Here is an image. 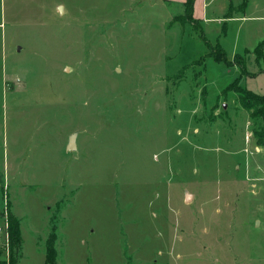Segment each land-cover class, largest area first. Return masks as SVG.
<instances>
[{
    "label": "rangeland",
    "instance_id": "rangeland-1",
    "mask_svg": "<svg viewBox=\"0 0 264 264\" xmlns=\"http://www.w3.org/2000/svg\"><path fill=\"white\" fill-rule=\"evenodd\" d=\"M177 1L0 0V264H264V20Z\"/></svg>",
    "mask_w": 264,
    "mask_h": 264
},
{
    "label": "trees",
    "instance_id": "trees-1",
    "mask_svg": "<svg viewBox=\"0 0 264 264\" xmlns=\"http://www.w3.org/2000/svg\"><path fill=\"white\" fill-rule=\"evenodd\" d=\"M194 1L195 0H187L185 2L187 9L189 12L193 14V6H194ZM218 50L220 51V55L216 52V49L212 51L213 56H215V59L217 60H227V55L225 54L224 49L221 47L220 44L217 45ZM256 54L258 57L261 58V55L264 51V40L261 42L257 48H256ZM238 101L242 104V106L249 110L254 109L255 111L251 113L253 116H259L260 114H256L257 112H260L264 114L263 110H259V105L264 108V95L257 94L250 89H239L238 90ZM259 144L264 145V137L260 136L259 138ZM9 231H10V239H9V246L11 252H13L15 249H20V243L22 239L21 235V230H20V222L17 220L15 215L12 213H9ZM52 232L50 233L46 245H47V254H46V264H56L57 263V251L55 248V242L57 240V233L55 227H52ZM10 264H18L16 263L15 259L13 256L10 257L9 259ZM1 263V262H0Z\"/></svg>",
    "mask_w": 264,
    "mask_h": 264
},
{
    "label": "crops",
    "instance_id": "crops-1",
    "mask_svg": "<svg viewBox=\"0 0 264 264\" xmlns=\"http://www.w3.org/2000/svg\"><path fill=\"white\" fill-rule=\"evenodd\" d=\"M174 1H176V0H174ZM186 1L187 0H179L177 2H179L181 4H185ZM225 1H226V3L224 1H222V3H219L220 4V7L222 6L221 7L222 10H221L220 14L217 15V16H223V17H217V18L218 19H221V20H224L225 23H227L228 21L231 22V21H234V20H242V21L243 20H246L247 21V19H249V20H255V21H259V20L262 21V20H264V4H262V6H261L258 3H250V5L248 6L250 8V10L248 11V13H247L248 15H247L246 12H247V9H248L247 8V5L249 3L248 0H236V3L234 2V0H225ZM210 3H212V0L211 1H209V0H195L194 1L193 16H194V19L195 20L198 21V20L204 18V8H205V6H208ZM197 7H198L199 11L201 9H203L202 10L203 11V14L200 15V16L197 13ZM233 10H237V11L234 12ZM238 11H240V13ZM207 19H209V18H207ZM260 38L261 39H260L259 43L254 48L252 47L251 49H248L246 51H250V50L253 49L254 54L257 55L255 50H256L257 46L261 42H263V40H264V27H262V35H261ZM246 51H244V54L247 53ZM262 54H263V57H264V51H263ZM234 55H235L234 57H236V56L241 55V54L240 53H235ZM263 62H264V58H263ZM249 72H251V73H248V75H246L245 81H247L248 78H254V77L255 78H260V77H264V69H260L259 68V71H257V72L256 71H249ZM252 72H254L255 74L252 73ZM249 89L251 91L257 93V94L264 95V90L257 91V90H253L251 88H249Z\"/></svg>",
    "mask_w": 264,
    "mask_h": 264
},
{
    "label": "built area",
    "instance_id": "built-area-1",
    "mask_svg": "<svg viewBox=\"0 0 264 264\" xmlns=\"http://www.w3.org/2000/svg\"><path fill=\"white\" fill-rule=\"evenodd\" d=\"M8 227H9V218L6 219L4 227L0 226V235L3 233L5 234V238H6L5 242L7 241V244L9 246L10 233L8 231Z\"/></svg>",
    "mask_w": 264,
    "mask_h": 264
},
{
    "label": "water",
    "instance_id": "water-1",
    "mask_svg": "<svg viewBox=\"0 0 264 264\" xmlns=\"http://www.w3.org/2000/svg\"><path fill=\"white\" fill-rule=\"evenodd\" d=\"M60 9H61V7H60ZM76 138H77L76 134H72L71 135L69 143H68V149L69 150L76 149ZM189 198H190V195L188 196L187 199H189Z\"/></svg>",
    "mask_w": 264,
    "mask_h": 264
}]
</instances>
